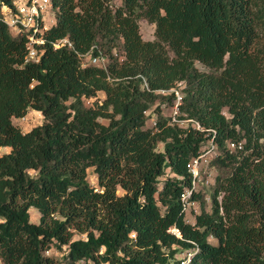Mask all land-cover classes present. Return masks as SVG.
<instances>
[{
  "label": "trees",
  "instance_id": "trees-1",
  "mask_svg": "<svg viewBox=\"0 0 264 264\" xmlns=\"http://www.w3.org/2000/svg\"><path fill=\"white\" fill-rule=\"evenodd\" d=\"M53 11L41 56L26 60L28 35L0 9V264H177L188 249L190 264H264V0H53ZM175 89L184 123L157 104ZM30 108L44 120L24 130L14 117ZM210 140L219 174L188 221L187 164ZM64 245L62 259L48 253Z\"/></svg>",
  "mask_w": 264,
  "mask_h": 264
},
{
  "label": "built area",
  "instance_id": "built-area-1",
  "mask_svg": "<svg viewBox=\"0 0 264 264\" xmlns=\"http://www.w3.org/2000/svg\"><path fill=\"white\" fill-rule=\"evenodd\" d=\"M0 9L3 14L4 20L14 34L26 33L28 35L27 48L28 54L26 60H37L42 54L41 45L45 43V36L42 32L53 22H49L50 11L53 10V0H0ZM71 41L68 37H63L54 42L55 46H60L62 43ZM82 57L90 58L92 62L102 66H106L107 57L102 53L92 54V51L85 54H81ZM176 99L172 104L171 117L172 121L184 123L185 120L178 118L180 113V102L182 101V92L179 89H175ZM146 113L150 115V111ZM152 125L157 124L156 115L150 116ZM230 147H236V142L230 141ZM241 146V145H239ZM217 151V143L214 140H210L207 145L202 147V150L191 157L187 166L191 173V183L184 187L182 192V202L184 210L186 212V219L191 220L188 216H192L194 211H199L198 207L201 204L199 198L194 197L195 192H202L203 185L209 183L213 169L211 167L212 156ZM203 188V189H202ZM202 190V191H201ZM221 192L220 196H222ZM171 231L180 233L177 226H172ZM135 236V233L132 234ZM194 255V249H188L182 251L178 255L179 262L177 264H190Z\"/></svg>",
  "mask_w": 264,
  "mask_h": 264
},
{
  "label": "rangeland",
  "instance_id": "rangeland-1",
  "mask_svg": "<svg viewBox=\"0 0 264 264\" xmlns=\"http://www.w3.org/2000/svg\"><path fill=\"white\" fill-rule=\"evenodd\" d=\"M114 2L120 3L121 0H114ZM53 18H54V11L51 10L50 11V15H49V22H51ZM140 24H141V32L143 34V37L146 38V39L154 38V28H155L154 24L148 22L146 19H141ZM85 61H87V59ZM199 65H201V64H199ZM168 92L169 91H162V94H167ZM99 96L102 97L103 96V92H100ZM88 103H90V102H88ZM157 104L161 105V107L163 108V110H164V112L166 114H171L172 104H168L165 101H160V100L157 102ZM155 106L153 108H155ZM153 108L149 109L150 115H157L156 112L153 111ZM149 118L150 117L148 116V123L147 124L148 125H152ZM43 120H44L43 113L41 111L37 110V109H34V108H30V110L28 111V113L25 116L14 117V121L16 123L20 124L23 127L24 130H28L31 127H33L34 125L42 123ZM160 147H162V143H160ZM6 149L7 148L3 147L0 150L1 151H5ZM216 153H217V151L212 156H214ZM211 167L213 169L212 178H211L209 183H205V185H203V188H204V189L202 188L203 191L201 190L202 193L204 194L206 205L208 207L210 206V203H211V192H212L214 184L216 182V176L219 174V170L215 166H213L211 164ZM88 178H89V180L91 181V183L93 185H95L96 187H99L97 174L94 172L93 167H90L88 169ZM220 197H222V196H220ZM200 209H201V204L198 207V210H200ZM195 212H197V211H194L192 216H188L191 220L194 219ZM30 213H31V220L35 221V222H38L41 213L37 210V208L32 206L30 208ZM79 237H85V234L79 233V232L76 231L75 235H74V238H79ZM66 250H67L66 245H64L62 249H59L57 247H53V248L48 250V253L56 256L59 259H62L63 258V254L66 252ZM80 264H86V261L82 260V261H80ZM170 264H173V263H170Z\"/></svg>",
  "mask_w": 264,
  "mask_h": 264
}]
</instances>
